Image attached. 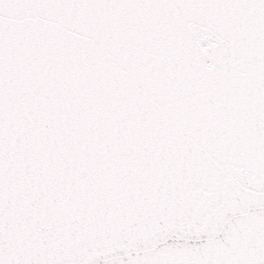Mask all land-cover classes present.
Masks as SVG:
<instances>
[{"label": "snow or ice", "instance_id": "obj_1", "mask_svg": "<svg viewBox=\"0 0 264 264\" xmlns=\"http://www.w3.org/2000/svg\"><path fill=\"white\" fill-rule=\"evenodd\" d=\"M0 264H264V0H0Z\"/></svg>", "mask_w": 264, "mask_h": 264}]
</instances>
